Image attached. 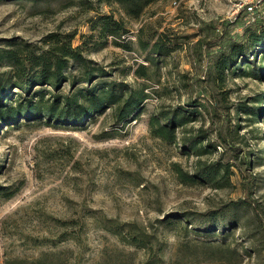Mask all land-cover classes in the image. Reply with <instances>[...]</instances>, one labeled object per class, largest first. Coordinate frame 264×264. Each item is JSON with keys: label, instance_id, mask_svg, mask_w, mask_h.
<instances>
[{"label": "rangeland", "instance_id": "rangeland-1", "mask_svg": "<svg viewBox=\"0 0 264 264\" xmlns=\"http://www.w3.org/2000/svg\"><path fill=\"white\" fill-rule=\"evenodd\" d=\"M241 1L154 0L130 18L115 2L0 0L3 76L12 74L7 50L21 49L25 42L40 46L50 31H74L73 45L107 69L105 79L147 93L121 121L112 107L80 126L46 118L0 121V264L41 256L43 264H264V74L257 78L225 70L221 81L214 70L220 49L246 36L247 13L236 10ZM257 5L256 13L264 11V1ZM99 13L123 20L127 32L119 40L130 41L129 49L113 44L110 36L102 43L90 29ZM139 27L144 38L162 33L168 39L171 50L157 64H150L147 51L138 46ZM140 63L148 66L145 77L134 73ZM67 71L77 73L72 67ZM86 85L66 79L59 92ZM195 96L217 101L221 116L210 120L202 111L191 125H220L238 148L237 159L230 161L240 169L232 166L227 186L183 183L173 166L192 171L198 157L214 159L221 146L200 156L183 154L178 142L150 133L151 114ZM239 105L259 106L261 113H245ZM208 135L215 138L210 128ZM243 156L249 165L241 163ZM240 197L252 205L233 209L236 221L224 233L217 226L204 236L183 216L174 220L187 211L226 209ZM118 229L145 232L146 246L120 238Z\"/></svg>", "mask_w": 264, "mask_h": 264}, {"label": "trees", "instance_id": "trees-1", "mask_svg": "<svg viewBox=\"0 0 264 264\" xmlns=\"http://www.w3.org/2000/svg\"><path fill=\"white\" fill-rule=\"evenodd\" d=\"M97 1L115 2L127 16L137 18L154 0ZM237 19L238 17L234 21L237 22ZM247 22L249 24L244 29L245 38L229 40L214 58L215 76L221 81L225 77V70L229 72L236 70L239 75H251L257 78L264 74V18L259 17L253 22L248 20ZM90 29L96 32L102 43L106 42L107 37L110 36L113 44L125 49L130 48V41L119 40L121 35L127 32L123 20L114 17L112 13L96 15L90 20ZM142 31L143 27H139L138 46L147 51L146 60L150 64H157L159 56L168 54L171 50L168 39L162 33H159L155 39L144 38ZM74 35V31H50L41 39L40 46L25 42L21 49L6 51L12 74L7 78L2 74L5 72L0 73V121L15 123L19 117L39 118V120L46 118L56 123L80 126L85 125L94 117V114L107 107H112L117 121L132 115L136 106L147 95L144 88L131 87L130 84L115 79H105L104 77L109 75L107 69L88 58L81 45H73ZM253 48L257 50L251 53L249 58ZM259 61L261 63H256ZM69 67L75 69L77 73L68 72ZM147 68V65L140 63L134 69V73L136 76L145 77ZM99 76H102V79L95 80ZM66 79L71 85L79 81L87 85L69 93H61L59 88L62 81ZM36 85L38 86L35 87ZM11 88H18L21 93L11 92ZM219 108L221 105L217 101L203 102L195 96L189 97L183 104L160 109L149 117L150 133L167 143L178 142L180 152L183 154L193 153L200 156L216 151L217 146H221V151L214 159L198 157L192 171H184L177 163H173L178 178L183 183H201L220 188L231 184L230 177L234 174L232 166L240 169L237 161H230L231 158L237 159L238 148L230 142L229 134L222 126L210 125L203 128L202 124L197 127L191 125L200 120L202 111L210 120L221 116ZM225 108L228 112V107ZM238 108L249 114L261 113V108L255 105H239ZM209 128L215 132L214 139L208 135ZM241 159V163L245 166L249 165L250 161L244 156ZM243 203L252 205L250 200L240 197L231 200L226 205V209L187 211L174 216L176 217L174 220L177 221L180 216H183L187 222H194L195 229L204 236H210L217 226H220L221 232L224 233L236 221V217L230 213ZM171 220L173 219L167 217L161 219L168 222ZM115 232L120 238L138 247L146 246L145 232L127 231L125 233L122 229ZM43 259L42 256L34 259H5L2 264H41Z\"/></svg>", "mask_w": 264, "mask_h": 264}, {"label": "built area", "instance_id": "built-area-1", "mask_svg": "<svg viewBox=\"0 0 264 264\" xmlns=\"http://www.w3.org/2000/svg\"><path fill=\"white\" fill-rule=\"evenodd\" d=\"M258 0H244L237 4L236 10H240L241 8L245 10L247 13V20L254 21L259 17L264 18V11L256 13L257 8L260 5H257ZM264 1V0H261Z\"/></svg>", "mask_w": 264, "mask_h": 264}]
</instances>
